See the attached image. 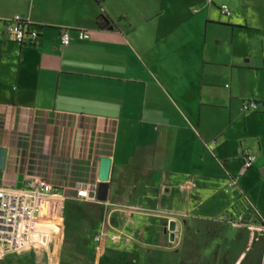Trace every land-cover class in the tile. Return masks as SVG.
Masks as SVG:
<instances>
[{"label": "crops", "instance_id": "0c3cea01", "mask_svg": "<svg viewBox=\"0 0 264 264\" xmlns=\"http://www.w3.org/2000/svg\"><path fill=\"white\" fill-rule=\"evenodd\" d=\"M253 10L240 0H0V187L26 189L36 173L53 185L59 210L44 209L46 226L66 206L90 207L91 227L72 211L68 264H182L183 253L190 264H264V40L253 33L264 26ZM17 15L40 31L34 44L6 39ZM62 27L91 38L64 48ZM249 102L259 108L247 114ZM246 149L257 156L249 170ZM104 157L108 201L79 198L80 184L97 190ZM61 250L56 239L0 264H58Z\"/></svg>", "mask_w": 264, "mask_h": 264}, {"label": "built area", "instance_id": "2783aa9c", "mask_svg": "<svg viewBox=\"0 0 264 264\" xmlns=\"http://www.w3.org/2000/svg\"><path fill=\"white\" fill-rule=\"evenodd\" d=\"M221 12L229 16L231 11L227 5L221 7ZM75 34V35H74ZM5 37L7 40L19 44H34L40 39V31L32 29V23L17 15L6 21ZM91 38L90 32L86 29L62 27L59 31L61 46L67 48L75 40L87 41ZM259 108L257 102L244 103L242 110L249 114ZM244 170L251 169L257 161V156L244 150ZM237 183L232 181L229 186L234 187ZM78 197L88 199L90 190L81 184L78 186ZM58 194L53 185L44 180L39 174L30 176L26 189L17 190L11 187H0V259L9 254L22 255L38 245L48 247L51 238L56 231V225L46 226L43 222L44 209L58 207L55 201ZM56 212V209H55ZM132 210L127 216H132ZM233 225H244L242 216L238 217ZM41 226H46L49 232L43 233ZM52 231V232H50ZM104 234L97 236V242L101 243ZM120 235L113 236V240H119ZM46 245V246H45ZM101 249V247H100Z\"/></svg>", "mask_w": 264, "mask_h": 264}, {"label": "rangeland", "instance_id": "374dc122", "mask_svg": "<svg viewBox=\"0 0 264 264\" xmlns=\"http://www.w3.org/2000/svg\"><path fill=\"white\" fill-rule=\"evenodd\" d=\"M233 1V0H232ZM242 2H245L246 5L248 6H253L254 5V13H253V16L255 17V21H258L257 23L261 26H264V0H240ZM256 6V7H255ZM252 24H255L253 22H251ZM254 33V36H257L261 39L264 40V27H263V30L261 31H257V32H253ZM71 208H74V209H71ZM76 210V212L78 214H82V215H87V219H85L83 221L82 219V222L79 224L80 226H87V227H91V223H90V220H89V217H90V214L89 211L90 210V207H88L87 205L83 204V205H80L79 207L78 206H73V207H69V206H66V209L65 211L63 212L62 216L59 217V222L57 225H56V230H58L57 234L55 235V237H52L51 238V244H50V247L52 246V244L54 243V241L56 239H58V241L60 240V245L62 244V254L61 256H59V260H58V264H68V258H69V255H67L66 253V248H68V246L70 245V238L68 239L67 236H66V233H71L72 232V229L74 227L73 225V221H72V218L73 217L72 215L74 214L72 211ZM75 212V213H76ZM83 218V217H82ZM43 233H46V232H49L50 229H48L46 226H41L40 228ZM186 229V227L184 228ZM67 231V232H66ZM52 232V231H50ZM184 246H186V243H183ZM46 246V245H45ZM49 246V245H48ZM37 248H42L41 245H38ZM185 251V250H184ZM180 261L182 262V264H190L191 260L188 259V255H186V253H183V254H180ZM145 263H149L148 260H145L144 261Z\"/></svg>", "mask_w": 264, "mask_h": 264}, {"label": "water", "instance_id": "95a60500", "mask_svg": "<svg viewBox=\"0 0 264 264\" xmlns=\"http://www.w3.org/2000/svg\"><path fill=\"white\" fill-rule=\"evenodd\" d=\"M6 160V150L0 149V169L5 167ZM110 172H111V159L104 157L101 159L100 171H99V183L96 191L90 193V197L96 199L100 203H105L108 201L110 185ZM170 232V240L175 241V230L176 222L171 221L168 228Z\"/></svg>", "mask_w": 264, "mask_h": 264}, {"label": "trees", "instance_id": "16d2710c", "mask_svg": "<svg viewBox=\"0 0 264 264\" xmlns=\"http://www.w3.org/2000/svg\"><path fill=\"white\" fill-rule=\"evenodd\" d=\"M111 26V21L105 16H101L99 20V27L102 29H107Z\"/></svg>", "mask_w": 264, "mask_h": 264}]
</instances>
